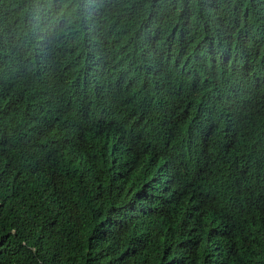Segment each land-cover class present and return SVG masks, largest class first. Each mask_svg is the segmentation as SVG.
<instances>
[{
    "label": "trees",
    "instance_id": "16d2710c",
    "mask_svg": "<svg viewBox=\"0 0 264 264\" xmlns=\"http://www.w3.org/2000/svg\"><path fill=\"white\" fill-rule=\"evenodd\" d=\"M0 264H264V0H0Z\"/></svg>",
    "mask_w": 264,
    "mask_h": 264
}]
</instances>
